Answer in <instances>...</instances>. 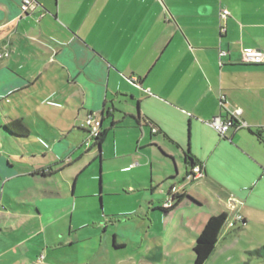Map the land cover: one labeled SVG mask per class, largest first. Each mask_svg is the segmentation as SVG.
<instances>
[{"label":"crops","instance_id":"obj_1","mask_svg":"<svg viewBox=\"0 0 264 264\" xmlns=\"http://www.w3.org/2000/svg\"><path fill=\"white\" fill-rule=\"evenodd\" d=\"M23 1L0 0V264H95L97 229L134 215L193 264L192 237L226 214L209 264L230 228L264 221V63L242 60L264 51V0ZM237 109L244 127L209 124Z\"/></svg>","mask_w":264,"mask_h":264},{"label":"rangeland","instance_id":"obj_2","mask_svg":"<svg viewBox=\"0 0 264 264\" xmlns=\"http://www.w3.org/2000/svg\"><path fill=\"white\" fill-rule=\"evenodd\" d=\"M166 195L167 190L157 189L155 192V198L164 199ZM162 204L166 205L163 200ZM131 206L130 204L129 208H132ZM105 218L103 215L104 220ZM112 222L108 224V231L105 233V225L108 222L104 221L102 227L96 231L99 237L90 243L96 249V254L92 258L95 264H140L145 256L147 260L156 261L157 264H162L163 261L171 264L166 255L174 247L170 246L167 232H158L153 228L147 235L145 231L148 228L144 227L142 220L137 219L135 215L127 218L115 217ZM115 222L119 227L114 225ZM229 231L227 242L220 243L209 264H264V258L257 259L256 254L258 247H264V221L254 220L246 225L239 222L236 229L230 228ZM115 237L124 246L120 252H116L113 246V242L117 240ZM192 241L196 242V238L192 237ZM185 251L188 253L189 250Z\"/></svg>","mask_w":264,"mask_h":264},{"label":"built area","instance_id":"obj_3","mask_svg":"<svg viewBox=\"0 0 264 264\" xmlns=\"http://www.w3.org/2000/svg\"><path fill=\"white\" fill-rule=\"evenodd\" d=\"M35 7V0H24L21 9L23 13H27L30 8ZM222 18H226L229 15L228 10H223ZM3 55L8 56L9 52H5ZM0 54V56H3ZM242 60L245 63H264V51L261 49L255 48H247L243 51ZM221 136H225L226 132L231 128H242L245 126V122L241 119V110L237 109L230 113L227 118H223L222 116L215 117L213 120L209 122ZM89 131L88 138L85 141L87 146H90L92 141H95V138L99 136L101 132V120L94 118L90 115L85 119L83 124ZM154 132H157V129H153ZM203 174V168L201 165L197 164L193 166L190 171L191 176L199 177ZM168 207L171 205L170 199L166 204ZM240 218V216H239ZM232 224V223H231Z\"/></svg>","mask_w":264,"mask_h":264},{"label":"trees","instance_id":"obj_4","mask_svg":"<svg viewBox=\"0 0 264 264\" xmlns=\"http://www.w3.org/2000/svg\"><path fill=\"white\" fill-rule=\"evenodd\" d=\"M102 123V121H101ZM5 129L12 134L18 136H26L29 132L22 120L15 119L5 125ZM107 130H102L98 137L95 138V143L100 145L106 138ZM197 164L196 162L193 165ZM170 208L177 206L185 197L184 193H171ZM227 222L226 214L212 216L208 219L202 231L198 234L193 250L195 259L193 264H205L212 252L214 251L219 239L221 230Z\"/></svg>","mask_w":264,"mask_h":264}]
</instances>
